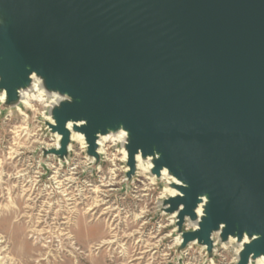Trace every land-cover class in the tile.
Wrapping results in <instances>:
<instances>
[{"label":"water","instance_id":"95a60500","mask_svg":"<svg viewBox=\"0 0 264 264\" xmlns=\"http://www.w3.org/2000/svg\"><path fill=\"white\" fill-rule=\"evenodd\" d=\"M33 75L58 96L59 148L43 160L64 161L79 132L96 168L100 138L123 130L127 182L139 154L175 179L162 208L177 213L179 251L212 257L220 232L248 238L237 264L264 257V0H0L5 107Z\"/></svg>","mask_w":264,"mask_h":264},{"label":"rangeland","instance_id":"374dc122","mask_svg":"<svg viewBox=\"0 0 264 264\" xmlns=\"http://www.w3.org/2000/svg\"><path fill=\"white\" fill-rule=\"evenodd\" d=\"M52 105L46 96L15 107L0 99V264H237L236 240L215 238L212 257L197 243L178 250L176 217L162 208L168 177L150 179L143 166L127 182L112 149L97 170L79 141L70 164L43 160L42 147L57 141Z\"/></svg>","mask_w":264,"mask_h":264},{"label":"bare ground","instance_id":"6f19581e","mask_svg":"<svg viewBox=\"0 0 264 264\" xmlns=\"http://www.w3.org/2000/svg\"><path fill=\"white\" fill-rule=\"evenodd\" d=\"M33 80H34V83H33V86H32V88L30 89V90H28V91H25L22 95V103L23 104H26V103H30V100H31V98L33 97H44V96H46V97H48V99H50V101H51V103H56V100L58 99V96L56 95V94H48L46 91H45V89L43 88V86H42V82H41V80L38 78V77H36L35 75H33ZM5 96H6V94H5V92H3V93H1L0 94V99L1 100H4L5 99ZM41 99V98H40ZM45 100V99H44ZM50 103V102H49ZM51 121H52V119H51ZM69 126L71 127L72 126V124L70 123L69 124ZM121 132H125V131H120L118 134H110V135H106V136H102L101 138H100V140H99V143L101 144V145H103L104 144V141H106L107 139H109V138H119V139H122V138H125V136H121L120 134H121ZM59 136V135H58ZM72 139L74 140V141H79L82 145H84L85 144V139H84V136L81 134V133H79V132H73L72 133ZM71 147V146H70ZM99 150L100 151H102L103 149H102V147H100L99 148ZM121 153H123L122 154V156H123V159H126L127 158V151L125 150V148H123V150L121 151ZM137 162H138V168L140 169L141 167H145V169H146V171H150V169H151V167L153 166V163H152V160H151V158H148L147 160H144L142 157H141V155L139 154L138 156H137ZM162 175L164 176V177H168L171 181V183L172 182H174L175 181V179L174 178H172L169 174H168V171L166 170V169H164L163 170V172H162ZM155 177L152 175V177L150 178V179H154ZM165 189V188H164ZM165 191H168L170 194H172V195H175L176 193H177V191L174 189V188H172V187H166V189H165ZM166 193V192H165ZM201 211H202V209H201V207L199 208V210H198V212L201 214ZM176 215H177V213H174L173 214V217H176ZM188 221V220H187ZM190 224H192L193 225V227L194 228H196L197 227V223L196 222H191ZM177 237V236H176ZM215 238H219L220 239V232H216L215 234H214V239ZM180 239V238H179ZM178 240V239H177ZM181 240V239H180ZM236 239L235 238H230L227 242H222V244H223V246H227V244L228 243H231L232 241H235ZM246 241H248V238L247 237H245L244 238V240L242 241V243H240L239 245H238V252L241 250V248H242V245H243V243H245ZM219 242V241H218ZM179 243V242H178ZM237 250V249H236ZM259 264H264V257H261V258H259V259H257L256 260ZM250 264H252V262L250 263Z\"/></svg>","mask_w":264,"mask_h":264},{"label":"built area","instance_id":"2783aa9c","mask_svg":"<svg viewBox=\"0 0 264 264\" xmlns=\"http://www.w3.org/2000/svg\"><path fill=\"white\" fill-rule=\"evenodd\" d=\"M51 134H53V133H51ZM53 135H55L57 137V141H56L55 145L50 146L48 148H51V147L59 148V143H60L61 137L58 136V134H53ZM124 139L125 138H122V139H119V138H109L106 141H104V144L103 145L100 144V147H102L103 150L102 151L99 150V152L101 154V163L99 165H97V167H96L97 170H101L102 164L107 160L108 151H110L111 149L116 152L115 154L113 153V156H115V158L121 159L126 164L127 158L126 159H123V156H122L123 153H121V151L124 148L123 147ZM73 141L74 140L72 139V142ZM72 142L70 144L71 147L69 146V156L64 161L62 159L58 158L54 154L49 155L48 158L51 156L53 159L57 160L58 164L61 167L64 166V165H66V164L67 165L70 164L71 162H73V160H76L75 154H77V152L72 147ZM81 148H82L81 150L85 153V159L87 160V164L88 165L94 164L95 159L92 158V157H90V156H88L87 153H86V144L82 145ZM127 170H128V167L126 166V172H127ZM137 172H138V169H137ZM137 172H136V174H137Z\"/></svg>","mask_w":264,"mask_h":264},{"label":"clouds","instance_id":"9594fccd","mask_svg":"<svg viewBox=\"0 0 264 264\" xmlns=\"http://www.w3.org/2000/svg\"><path fill=\"white\" fill-rule=\"evenodd\" d=\"M29 67V66H28ZM65 98H67V97H65ZM121 136H126L127 135V133L126 132H121V134H120ZM255 238V237H254Z\"/></svg>","mask_w":264,"mask_h":264}]
</instances>
